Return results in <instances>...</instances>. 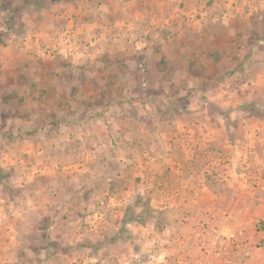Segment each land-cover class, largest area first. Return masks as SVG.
Listing matches in <instances>:
<instances>
[{"label": "clouds", "instance_id": "obj_1", "mask_svg": "<svg viewBox=\"0 0 264 264\" xmlns=\"http://www.w3.org/2000/svg\"><path fill=\"white\" fill-rule=\"evenodd\" d=\"M46 3L25 15L23 34L0 43V97L16 90L24 98L23 105L0 100V264H174L180 210L164 179L169 161L187 163L195 144L202 152L212 145L215 151L195 161L197 170L211 171L222 160L243 165L250 152L255 156L257 141L264 145V121L250 128L240 109L257 96L264 101V39L241 45L235 63L209 59L211 34L245 32L246 41L254 28L249 17L264 21V0H218L198 23L182 19L176 0ZM85 16L92 19L85 23ZM37 33L42 43L33 40ZM179 39L197 47H181ZM161 57L166 68L158 66ZM41 61L51 62L55 73L48 81L53 100L8 84L27 63L24 72L39 86ZM105 61L122 69L116 89L103 98L73 96L81 80L104 88L101 70H111ZM257 107L264 110V103ZM233 122L250 133L235 143ZM190 128L200 133L195 141L186 136ZM255 163L264 170V151ZM226 229L238 234L241 224L231 216L215 221L213 243H228ZM246 255L252 257L246 264H264V249Z\"/></svg>", "mask_w": 264, "mask_h": 264}, {"label": "rangeland", "instance_id": "obj_2", "mask_svg": "<svg viewBox=\"0 0 264 264\" xmlns=\"http://www.w3.org/2000/svg\"><path fill=\"white\" fill-rule=\"evenodd\" d=\"M52 2L54 3L55 0H52ZM89 2H92V0H89ZM100 2L104 3L105 0H100ZM216 3H218V0H206V2L205 0H176L178 9L183 11L182 19L196 23L200 22L203 11L212 8ZM201 4L204 5L203 9L200 8ZM46 6V0H4L3 3H0V27H4L8 31L0 32V38L5 40L10 34H23L26 27L24 23L25 15L31 16L34 11H41ZM83 19L85 23H88L92 17L85 16ZM249 20L253 22L254 28L247 35L246 41L242 39L245 32H238L237 38H229L226 34H211L209 59L213 65L221 64L226 57H231V60L235 63V57L238 56L241 45L254 46L257 41L264 39V21H261L255 14L249 17ZM60 23L64 22L61 21ZM57 26L59 27V24ZM176 26V22H173V27ZM185 26L187 25L185 24ZM235 26L239 28L240 24L237 23ZM164 34L168 35L169 33L165 32ZM172 35L178 36L179 34L172 33ZM207 39L208 37L205 36L204 40L207 41ZM33 40H39L42 43L43 37L37 33ZM175 42L181 47H197L192 40L179 39ZM260 51H264V46L260 48ZM247 55L251 57L250 52L245 54V56ZM138 59L143 61L142 57ZM40 63L41 84L39 86L31 83L24 72V68L28 66L27 63L13 70L15 75L8 76V84H17L20 88H31L34 98L41 101L53 100L55 99V91L48 81L54 78L55 73L51 62L41 61ZM258 63L259 61H256L254 64ZM105 64L106 68H111V70L106 73L104 69L101 70L100 79L105 81L102 90L96 81L86 82L81 80L78 85L71 88V94L76 96L82 91L85 96L91 94L103 98L116 89L118 74L122 69L119 64L112 66L108 65L107 61H105ZM167 64V58L161 57L158 66L166 68ZM0 100L5 104L15 102L23 105L24 103V98L16 90L5 92ZM58 103L62 104L63 98ZM84 103L91 107L87 100ZM262 103L264 101H261L257 96L251 102L240 105L241 111L242 109H250L254 113L252 116L257 117L246 120V122L253 124L252 127L255 126L254 128L257 129L260 122L264 121V110L257 107ZM16 115L25 118L20 113H16ZM3 118L8 119L9 114L4 113ZM208 134L209 131L204 130V135L207 136ZM249 134L247 129L240 132V128H238L235 138H243ZM186 136L195 141L200 133L194 128H190L187 130ZM256 137H259L258 131L253 139H256ZM179 139L185 143H190L185 140L184 136ZM173 142V140L169 141L170 144ZM213 151L215 149L212 145H208L205 151L202 152L200 151V144H195L192 160L187 163L182 160L173 163L170 160L169 166L164 170L170 203L180 210V215L177 218L178 228L172 235L174 264H237V262L246 264L248 260L252 259L246 253L264 249V170L255 163V158L261 157L264 145L257 141L253 148L255 156L250 152L246 157L247 163H243V165L241 161L222 160L211 171H204L203 168L197 170L198 165L195 162L197 156H205L206 153ZM147 159V157L142 156L140 163H146ZM228 167L235 171L233 177H231L232 172H228ZM221 173L228 176L227 179H219ZM240 174L243 175L240 176ZM136 179L139 182L140 177L137 176ZM205 179L206 184L204 183ZM229 182H232L231 187H228ZM161 187L164 188L165 185L162 184ZM224 216H231L234 220H238L241 224V231L231 237L233 231L226 229L227 235L223 239L228 243L226 245L220 244L219 241L213 243V224Z\"/></svg>", "mask_w": 264, "mask_h": 264}, {"label": "crops", "instance_id": "obj_3", "mask_svg": "<svg viewBox=\"0 0 264 264\" xmlns=\"http://www.w3.org/2000/svg\"><path fill=\"white\" fill-rule=\"evenodd\" d=\"M237 93H239V92H237ZM239 95H241V93H239ZM242 112L245 113V116H244V117H245V121H246V120H250V119H252V118H257V117H255V116H252V114L249 113L248 111H245V109H242ZM255 123H257V122H255ZM247 125H250V126H249L250 128H254V127H255V126L252 127L251 125H253V124H250L249 122H247ZM233 127H235V128L238 129V128L241 127V125H240L239 122H233ZM247 132H249V131L247 130ZM231 139H232V142L235 143V139H236V138L233 137V138H231ZM226 166H227V164H226ZM228 169H229L228 172H230V173L232 172V174H231L232 176H231V177H233V175L235 174V171H234L233 169L229 168V167H228ZM242 175H243V174H240V176H242ZM226 177H228V176H226ZM206 178H207V177H206ZM245 180H246V179H245ZM206 182H207V181H206V179H205V182H204V183L206 184Z\"/></svg>", "mask_w": 264, "mask_h": 264}, {"label": "trees", "instance_id": "obj_4", "mask_svg": "<svg viewBox=\"0 0 264 264\" xmlns=\"http://www.w3.org/2000/svg\"><path fill=\"white\" fill-rule=\"evenodd\" d=\"M8 10H10V9H8ZM8 10H6V11H8ZM1 39V38H0ZM262 40V39H261ZM4 40H3V38L0 40V42L2 43ZM245 58L246 59H249V58H251L249 55H247V56H245ZM238 60V56H236L235 57V62ZM256 61H258V60H255V59H253L252 60V63L254 64V63H256ZM234 71H235V69H233V72L232 73H229V74H234ZM221 79H223V77L221 78ZM245 111H248L249 113H251V114H254L250 109H245Z\"/></svg>", "mask_w": 264, "mask_h": 264}, {"label": "built area", "instance_id": "obj_5", "mask_svg": "<svg viewBox=\"0 0 264 264\" xmlns=\"http://www.w3.org/2000/svg\"><path fill=\"white\" fill-rule=\"evenodd\" d=\"M231 237H234V234H231Z\"/></svg>", "mask_w": 264, "mask_h": 264}]
</instances>
